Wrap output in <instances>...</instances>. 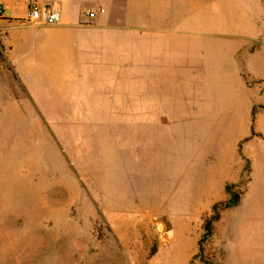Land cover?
Here are the masks:
<instances>
[{
	"label": "crops",
	"instance_id": "1",
	"mask_svg": "<svg viewBox=\"0 0 264 264\" xmlns=\"http://www.w3.org/2000/svg\"><path fill=\"white\" fill-rule=\"evenodd\" d=\"M32 2L40 21L30 22ZM50 12L60 23H45ZM193 78L182 172L165 179L206 197L209 211L238 196L213 222L219 244L239 247L253 225L264 237V0H0V165L14 164V133L25 135L23 163L60 164L63 118L78 117L81 95L109 104L100 115H126L120 102L134 100L136 115L150 101L151 116L167 117L174 86ZM228 254L227 264H264Z\"/></svg>",
	"mask_w": 264,
	"mask_h": 264
},
{
	"label": "rangeland",
	"instance_id": "2",
	"mask_svg": "<svg viewBox=\"0 0 264 264\" xmlns=\"http://www.w3.org/2000/svg\"><path fill=\"white\" fill-rule=\"evenodd\" d=\"M197 80L174 86L167 117L151 116L150 101L136 115L134 100L120 102L126 115H100L109 104L81 95L78 117L63 118L60 164L23 163L25 135L14 133V164L0 165V264H215L216 250L227 264L228 253L264 255L256 225L239 247L202 242L206 221L229 202L209 211L206 197L165 179L182 172L184 100L198 98ZM43 143L37 136L31 145Z\"/></svg>",
	"mask_w": 264,
	"mask_h": 264
},
{
	"label": "built area",
	"instance_id": "3",
	"mask_svg": "<svg viewBox=\"0 0 264 264\" xmlns=\"http://www.w3.org/2000/svg\"><path fill=\"white\" fill-rule=\"evenodd\" d=\"M87 16L90 19H94L96 17L95 12H88ZM42 18V12L38 7L36 2H32L30 5V22L40 21ZM61 21V15L56 12H50L46 14L45 23L48 25L58 24Z\"/></svg>",
	"mask_w": 264,
	"mask_h": 264
},
{
	"label": "trees",
	"instance_id": "4",
	"mask_svg": "<svg viewBox=\"0 0 264 264\" xmlns=\"http://www.w3.org/2000/svg\"><path fill=\"white\" fill-rule=\"evenodd\" d=\"M238 196H234L232 198V200L228 203V204H225V207H229V206H232V205H236L238 203ZM217 207H215L214 209H216ZM218 218V215L214 216V217H211L209 220L206 221V224H205V234H204V237L203 239L201 240L202 242L203 241H206L209 237H211L212 235V225H213V222Z\"/></svg>",
	"mask_w": 264,
	"mask_h": 264
}]
</instances>
